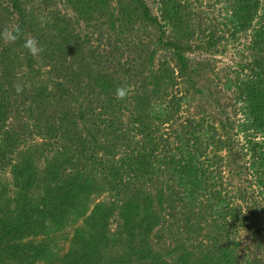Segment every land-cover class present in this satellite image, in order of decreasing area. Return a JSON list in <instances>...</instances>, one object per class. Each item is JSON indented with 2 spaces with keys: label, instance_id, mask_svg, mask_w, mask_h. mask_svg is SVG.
<instances>
[{
  "label": "trees",
  "instance_id": "16d2710c",
  "mask_svg": "<svg viewBox=\"0 0 264 264\" xmlns=\"http://www.w3.org/2000/svg\"><path fill=\"white\" fill-rule=\"evenodd\" d=\"M214 2L0 0V264H264V0Z\"/></svg>",
  "mask_w": 264,
  "mask_h": 264
},
{
  "label": "rangeland",
  "instance_id": "374dc122",
  "mask_svg": "<svg viewBox=\"0 0 264 264\" xmlns=\"http://www.w3.org/2000/svg\"><path fill=\"white\" fill-rule=\"evenodd\" d=\"M147 4L150 7H153V0H146ZM191 3L197 7V12H201V15L203 17H217V11L220 8L219 4H215L214 0H191ZM213 6V8H211ZM212 18V17H211ZM240 46L237 44H231L229 43L228 46L223 50L222 53H220L217 56L209 57V56H202L201 58H205L208 60V63H210V69H212L213 74L212 76H209L207 80H205L204 84V93H203V100H196L194 102V105L202 106L205 109H211L213 111L216 109L215 113H217L220 117H223L224 115L228 118H233L234 120L238 119L237 115H233L234 111L231 107V93L223 90V82L228 71L232 70L234 68V61L235 59V51L239 50ZM191 58H195V54L190 55ZM230 67V69L228 68ZM211 93L210 97H207V93ZM219 104V106H216V104ZM216 106V107H215ZM196 111L195 107H190L189 113H192ZM239 141H241L239 139ZM247 163V157H244L239 163ZM223 178H230L228 182H232L233 184H237L239 181L237 178L231 173L230 176H227V173H224ZM1 178H3L5 181L9 180V174L8 171H5L0 175ZM243 241V233L240 235ZM67 248V242L63 243V246H61V252H65Z\"/></svg>",
  "mask_w": 264,
  "mask_h": 264
},
{
  "label": "clouds",
  "instance_id": "9594fccd",
  "mask_svg": "<svg viewBox=\"0 0 264 264\" xmlns=\"http://www.w3.org/2000/svg\"><path fill=\"white\" fill-rule=\"evenodd\" d=\"M21 35L19 26H15L13 28L4 27L0 30V39H2L6 44L16 43L21 39ZM21 47L33 57L39 56L44 51V47L40 44L36 37H28L24 39ZM13 89L18 95L24 91L23 85L18 81L13 83ZM128 91V86L126 84H121L115 89L114 98L117 101H123L127 98Z\"/></svg>",
  "mask_w": 264,
  "mask_h": 264
}]
</instances>
